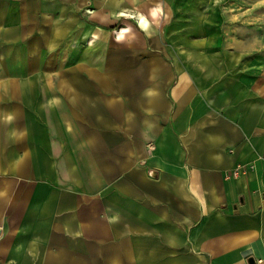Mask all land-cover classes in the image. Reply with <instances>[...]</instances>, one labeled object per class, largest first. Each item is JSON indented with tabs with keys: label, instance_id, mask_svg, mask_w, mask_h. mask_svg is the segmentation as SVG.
Instances as JSON below:
<instances>
[{
	"label": "crops",
	"instance_id": "crops-1",
	"mask_svg": "<svg viewBox=\"0 0 264 264\" xmlns=\"http://www.w3.org/2000/svg\"><path fill=\"white\" fill-rule=\"evenodd\" d=\"M209 7L0 0V264H264V88L179 53Z\"/></svg>",
	"mask_w": 264,
	"mask_h": 264
},
{
	"label": "rangeland",
	"instance_id": "rangeland-1",
	"mask_svg": "<svg viewBox=\"0 0 264 264\" xmlns=\"http://www.w3.org/2000/svg\"><path fill=\"white\" fill-rule=\"evenodd\" d=\"M198 5L196 9H201ZM209 10V29L193 35L196 44L208 43L209 48L180 50V55L195 58L192 64L202 57L227 59L226 66L216 68L226 73L252 75V79L247 77V84L264 88V0H210ZM190 38L189 34L177 35L175 41L190 42Z\"/></svg>",
	"mask_w": 264,
	"mask_h": 264
},
{
	"label": "built area",
	"instance_id": "built-area-1",
	"mask_svg": "<svg viewBox=\"0 0 264 264\" xmlns=\"http://www.w3.org/2000/svg\"><path fill=\"white\" fill-rule=\"evenodd\" d=\"M246 170H247V169H246L245 166H243V165H239V166H237V167L233 170V172H232V176H239L240 174L245 173Z\"/></svg>",
	"mask_w": 264,
	"mask_h": 264
},
{
	"label": "water",
	"instance_id": "water-1",
	"mask_svg": "<svg viewBox=\"0 0 264 264\" xmlns=\"http://www.w3.org/2000/svg\"><path fill=\"white\" fill-rule=\"evenodd\" d=\"M0 234H1V229H0ZM249 264H256V261L254 258L249 259Z\"/></svg>",
	"mask_w": 264,
	"mask_h": 264
}]
</instances>
